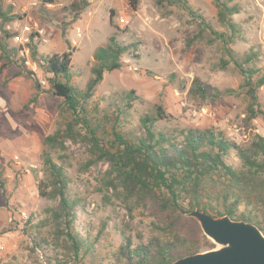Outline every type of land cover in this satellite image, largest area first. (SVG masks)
Here are the masks:
<instances>
[{"label": "rangeland", "instance_id": "1", "mask_svg": "<svg viewBox=\"0 0 264 264\" xmlns=\"http://www.w3.org/2000/svg\"><path fill=\"white\" fill-rule=\"evenodd\" d=\"M87 1L76 23L71 22L70 7L81 0L2 1L13 20L0 18V45L25 48L11 61L0 49V264H116L114 254L126 237L137 244L161 235L148 206L129 201L123 188L114 186L117 170L109 161L96 160L88 142L67 140L64 150L45 145V138L74 116L61 110L62 100L50 92V76L26 48L32 34L39 35L34 42L40 55L72 53L71 83L80 89L93 76L96 51L111 36L137 45L124 55L121 70L104 74L86 105L84 116L107 147L117 133L126 139L141 135L142 118L156 115L158 106L168 114V119L156 122L159 130L215 128L242 146L257 134L264 136V119L248 117V100L240 88L244 77L227 53L230 48L244 57L254 48L260 54L251 66L264 70V0H233L231 5L240 10L233 16L240 32L229 47L212 34L232 35L219 21L213 0H188L194 14L158 0H142L138 11L128 0ZM198 14L213 30L201 24ZM122 17L128 22H121ZM35 79L41 83L40 92ZM196 81L239 94L214 101L195 98L189 90ZM132 90L133 101L125 98ZM258 95L264 109V86ZM76 130L89 134L83 122ZM46 156L64 168L68 195L79 203L74 231L95 242L92 254L74 257L63 246V237L56 235L50 209L58 201L42 197L39 189L49 175ZM227 161L235 168L242 165L234 153ZM183 232H189L188 224ZM41 240L46 241L43 248L36 245Z\"/></svg>", "mask_w": 264, "mask_h": 264}, {"label": "trees", "instance_id": "2", "mask_svg": "<svg viewBox=\"0 0 264 264\" xmlns=\"http://www.w3.org/2000/svg\"><path fill=\"white\" fill-rule=\"evenodd\" d=\"M2 1L0 0V18L12 21L13 17H9L8 12L3 10ZM141 1L128 0V3L134 11H138ZM164 1L194 14L188 0H158L159 3ZM232 2L233 0H213L219 21L230 28L232 35L217 31L212 34L228 47L233 42V37L240 32L233 21V16L240 13V10L237 6H232ZM89 4L87 0H81L71 5L72 23L79 20ZM112 14L113 11L111 21ZM197 17L202 25L212 29L203 15L198 14ZM6 34L7 37L13 36L9 32ZM38 36L32 34V41L26 48L50 76V92L62 100L61 110L74 116L65 127H60L47 136L45 145L64 150L67 140L88 142L90 152L96 160L109 161L117 170L118 183L114 186L122 187L129 201L148 206L152 216L160 223L157 229L161 235L153 236L147 242L135 244L131 237H126L114 254L116 264H171L185 256L213 248L214 244L203 234L197 221L187 217V213L196 208L214 216L229 215L233 219L255 223L264 232V136L257 134L249 145L242 146L215 128L159 130L155 127L156 122L168 119V114L162 106H158L156 115H145L142 118L141 135L126 139L117 133L114 144L107 147L102 144L96 131L91 129V123L85 118L86 105L103 81L104 74L121 70L124 66V55L136 50L137 45L126 43L116 35L111 36L109 42L96 51L93 76L86 87L80 89L71 83L72 53L68 51L40 55L38 43L34 42ZM67 44L70 48V42L67 41ZM24 48L20 46L9 50L4 43L0 45L8 61ZM227 53L230 61L244 77L240 88L244 90L248 100V117L255 119L260 116L264 119V109L258 95L259 89L264 86V70L261 72L251 66L259 58V51L252 48L244 57L237 56L230 48ZM23 68V71L28 72L25 66ZM29 73L34 74L32 71ZM35 82L40 92L41 83L38 79ZM134 94L135 91L132 90L125 98L133 101ZM189 94L195 98L214 101L238 95L239 92L235 89H210L196 81ZM36 99L37 96L33 98V102ZM81 122L87 125L88 135H82L76 130ZM232 153L240 159V168L228 163ZM93 163L95 162L92 161ZM45 165L49 175L40 182L39 189L42 197L58 201L50 209L57 237H63V246L76 258L81 254H92L95 242L91 241L90 236L82 237L79 232L74 231L75 213L79 210V203L68 195V180L64 168L50 156H46ZM2 188H5L3 184ZM187 224L188 233L183 232ZM43 242L46 241H38L36 245L43 248Z\"/></svg>", "mask_w": 264, "mask_h": 264}, {"label": "water", "instance_id": "3", "mask_svg": "<svg viewBox=\"0 0 264 264\" xmlns=\"http://www.w3.org/2000/svg\"><path fill=\"white\" fill-rule=\"evenodd\" d=\"M187 216L197 221L214 247L171 264H264V232L255 223L214 216L200 208Z\"/></svg>", "mask_w": 264, "mask_h": 264}, {"label": "built area", "instance_id": "4", "mask_svg": "<svg viewBox=\"0 0 264 264\" xmlns=\"http://www.w3.org/2000/svg\"><path fill=\"white\" fill-rule=\"evenodd\" d=\"M121 22L126 23V22H128V21H126V19H125L124 17H122V18H121ZM18 38H19V37H18Z\"/></svg>", "mask_w": 264, "mask_h": 264}]
</instances>
